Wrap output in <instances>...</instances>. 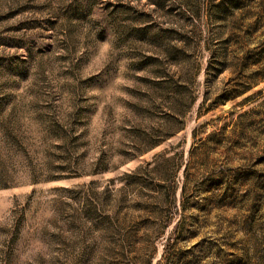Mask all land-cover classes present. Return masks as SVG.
I'll list each match as a JSON object with an SVG mask.
<instances>
[{"label":"rangeland","instance_id":"rangeland-1","mask_svg":"<svg viewBox=\"0 0 264 264\" xmlns=\"http://www.w3.org/2000/svg\"><path fill=\"white\" fill-rule=\"evenodd\" d=\"M0 264H264V0H0Z\"/></svg>","mask_w":264,"mask_h":264}]
</instances>
